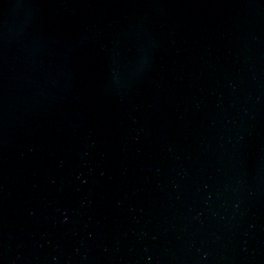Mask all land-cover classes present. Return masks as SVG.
Here are the masks:
<instances>
[{"label": "water", "instance_id": "1", "mask_svg": "<svg viewBox=\"0 0 264 264\" xmlns=\"http://www.w3.org/2000/svg\"><path fill=\"white\" fill-rule=\"evenodd\" d=\"M0 264H264V0H0Z\"/></svg>", "mask_w": 264, "mask_h": 264}]
</instances>
